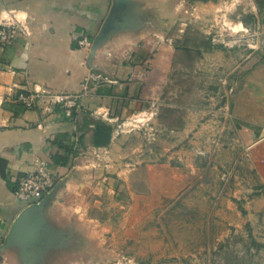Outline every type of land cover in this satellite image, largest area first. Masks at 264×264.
Masks as SVG:
<instances>
[{
  "label": "rangeland",
  "instance_id": "obj_1",
  "mask_svg": "<svg viewBox=\"0 0 264 264\" xmlns=\"http://www.w3.org/2000/svg\"><path fill=\"white\" fill-rule=\"evenodd\" d=\"M143 6L174 48L172 67L147 88L157 114L126 134L128 159L144 162L131 165L120 195L106 194L109 208L91 212L103 234L60 264H264V137L231 114L245 76H264V0ZM208 40L216 47L199 54Z\"/></svg>",
  "mask_w": 264,
  "mask_h": 264
},
{
  "label": "crops",
  "instance_id": "obj_2",
  "mask_svg": "<svg viewBox=\"0 0 264 264\" xmlns=\"http://www.w3.org/2000/svg\"><path fill=\"white\" fill-rule=\"evenodd\" d=\"M135 2L134 26L112 33L90 60L91 47L81 40L85 36L93 44L113 0H0V15L21 27L11 43H0V160L6 174L0 172V248L28 207L15 195L18 180L38 161H46L56 179L45 197L51 199L47 217L61 229L74 228L78 237L73 249L51 252L47 264H60L103 234L91 212L109 208L106 194L120 195L137 168L131 165L144 162L128 159L126 134L157 114L151 111L155 93L147 88L155 73L172 67L174 48L149 27L148 10L141 9L146 0ZM92 71L104 80L87 81ZM243 83L231 114L238 128L264 137V76L248 75ZM21 93L35 96L34 107L25 106ZM48 93L73 97L72 115ZM256 162L264 184V157ZM183 173L175 176L181 188ZM118 178L121 187L113 185ZM0 264L22 263L16 249H6L0 250Z\"/></svg>",
  "mask_w": 264,
  "mask_h": 264
},
{
  "label": "water",
  "instance_id": "obj_3",
  "mask_svg": "<svg viewBox=\"0 0 264 264\" xmlns=\"http://www.w3.org/2000/svg\"><path fill=\"white\" fill-rule=\"evenodd\" d=\"M133 7V0H113L109 16L91 46L90 60L112 33L134 26L130 20L135 19ZM50 201L47 198L41 204L28 206L21 213L0 248L2 252L16 249L22 264H47L51 252L73 249L77 245L74 228L61 229L47 217L46 209Z\"/></svg>",
  "mask_w": 264,
  "mask_h": 264
},
{
  "label": "built area",
  "instance_id": "obj_4",
  "mask_svg": "<svg viewBox=\"0 0 264 264\" xmlns=\"http://www.w3.org/2000/svg\"><path fill=\"white\" fill-rule=\"evenodd\" d=\"M20 30L21 27L15 23H4L0 21V43H11ZM81 44L88 47L92 46L91 41H89V39L85 36H83ZM89 80L102 81L104 80V77L100 73L92 71L87 81ZM48 96L56 103H64L66 114L68 116L72 115V108L75 105L73 97L50 93H48ZM19 99L27 108L34 107L35 96H28L21 93L19 95ZM55 181V176L51 172L49 164L44 160H40L38 161L35 170L19 178L15 189V195L18 199L26 203L27 206L41 204L45 200V197L51 194Z\"/></svg>",
  "mask_w": 264,
  "mask_h": 264
},
{
  "label": "trees",
  "instance_id": "obj_5",
  "mask_svg": "<svg viewBox=\"0 0 264 264\" xmlns=\"http://www.w3.org/2000/svg\"><path fill=\"white\" fill-rule=\"evenodd\" d=\"M177 47V46H176ZM185 47V46H184ZM203 47V50L201 49ZM215 44L211 41V40H208L204 43V45H198V50H199V54L202 53V51H210L211 49L215 48ZM178 48V47H177ZM2 160H0V172L5 176V170L4 168L2 167Z\"/></svg>",
  "mask_w": 264,
  "mask_h": 264
}]
</instances>
